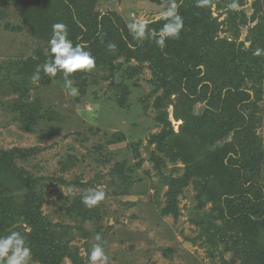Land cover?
I'll use <instances>...</instances> for the list:
<instances>
[{"label":"rangeland","instance_id":"obj_1","mask_svg":"<svg viewBox=\"0 0 264 264\" xmlns=\"http://www.w3.org/2000/svg\"><path fill=\"white\" fill-rule=\"evenodd\" d=\"M75 1L84 21L74 17L82 33L73 42L87 46L96 68L84 78L73 76L79 94L71 97L61 74L50 78L41 71L36 84L29 71L30 61L49 58L52 25L68 26L61 1L0 0V153H9L15 165L9 170L0 165V219L7 216L6 207L14 216L8 227L0 226V236L21 232L39 249L32 250L35 264H43L35 258V251H44L42 234L30 221L34 208L29 199L38 198L39 219L49 225L57 244L72 248V255L50 264H75V255L88 264L96 233L106 242L110 264H248L245 248L220 234L211 244L199 225L222 227L220 215L228 217L225 200H233L239 188L227 178L216 181L220 172L210 169L208 157L232 144L238 159L246 131L254 137L251 149L259 158L252 177L264 194V79L253 112L245 104L256 99V81L245 71L230 80L224 78L226 71L218 72L214 80L197 85V95L187 97L174 88L169 71L156 87L151 67L158 59L146 58L145 49L139 57L131 51L143 43L133 39L126 25L141 16L149 24L162 19L170 1ZM175 2L179 10L185 0ZM235 2L231 10L233 0H212L213 41L226 38L247 49L258 37L264 49V0ZM180 38L189 37L181 32ZM109 44L115 48L109 50ZM193 44L190 40L189 48ZM259 63L264 77V54ZM221 112L237 123L225 134L215 133L217 124L204 118H219ZM236 175L245 178V172ZM98 187L106 199L85 207L82 195ZM82 210H95L98 218ZM257 218L264 222V213ZM244 226L237 221L231 232ZM259 235L264 243V230Z\"/></svg>","mask_w":264,"mask_h":264},{"label":"trees","instance_id":"obj_2","mask_svg":"<svg viewBox=\"0 0 264 264\" xmlns=\"http://www.w3.org/2000/svg\"><path fill=\"white\" fill-rule=\"evenodd\" d=\"M59 1H61L60 3L64 7L62 9L65 11V17L68 18L69 37L74 40L78 34L82 33L80 32L81 30H79L80 33L77 32V24L74 17L79 21H84L83 16L78 13L77 2L75 0ZM149 1L156 4H163L170 0ZM211 2L212 0H208L206 6L197 7L196 0H185L178 10L179 14L183 17L184 29L182 32L187 33L189 37L187 40H183L182 38L167 40L166 47L163 50L157 47L154 41L145 40L143 42V48L131 51L139 57L142 49H145L146 53L144 56L146 58L151 55L154 56V58L157 57L158 65L151 67V77L156 87H159L157 83L162 79L161 76H163L164 71H169L174 75V88H180L184 96H186V93L197 95V85L203 80H214L212 76L216 75L218 72L226 71L224 78L230 80L233 79V76H241L242 78L244 75L241 71H245L248 77L254 78L256 81L254 85L256 86L254 92L256 99L254 102L245 104V108L253 112L254 109H256V102L260 99L259 93L261 94V92H259V87H262L260 83L264 79L259 63L264 51L258 56L254 55V53L257 49H260L259 44L261 43L259 42L263 38H252L251 45L247 49L242 47L243 43L235 44L233 41H229L226 38L213 41V35L211 34L217 27L215 23H212L208 19L210 17L209 9ZM241 15L240 24H244L246 22L245 15ZM165 22L166 21L163 19H160L150 23L149 26L158 30ZM190 40H192V43L194 42L191 48H189ZM91 50L96 52L95 46L91 48ZM45 62H47L45 57H42V60L30 61L29 65L31 64V68H29V71L34 73L37 65H43ZM32 63L38 64L34 67ZM201 66L205 73L200 77L202 73ZM26 69L27 68L24 67V69L20 71L24 73ZM85 74L86 73H76L73 76L84 78ZM205 87L207 88V86ZM220 114H224V112L219 113V118H217L215 114L204 116L207 122L212 121L217 124L215 133L225 134L237 126V123H230L232 119L229 121L225 120ZM252 114L253 113H251V115ZM249 129L250 128H248V130ZM245 134L246 135L242 138L244 141L240 148V159H235L233 157V153L238 154V151L232 144L218 148L219 150H217L213 156L208 157L210 169L213 172H220V175H215L216 181L227 178V181L232 186L239 189L237 190V196L234 197L233 200H225L228 217H223L222 214L220 215L221 218H223L222 227L212 226V228H209L206 227L207 224L204 225L202 223H200L201 225L199 226L200 229L208 235L207 239L211 244L215 241V236L217 234H220L222 238L228 237V239H231L233 245L242 246L247 250L246 259H248V264H264V243L260 242L259 238V233H261V230H264V222H260L259 218H257L264 213V199H262L264 194L263 191L255 185L254 178L252 177L255 174L254 166L258 163L259 158L256 154L252 153L253 150L251 149V145H254L253 135L250 131H246ZM9 158H11L9 153H0V165L6 170L10 169L9 165H11V168L15 166L8 161ZM225 158H227V161L224 164ZM235 162H239V164L236 165ZM241 172H245L243 181L242 179L236 178V174H241ZM12 174L22 179L21 175L15 174L14 169H12ZM246 175H248V177H246ZM39 202H41V200L38 198L35 199V201L29 199V204H31L30 207L34 208V211L30 212V221H33L34 225L40 230L42 234L41 243L44 246L43 253L35 251V258L43 260V264H50L51 259L57 261L58 258L62 257L64 254L72 255V248L68 244L59 245L56 243L53 232L49 229V225L47 223H42L39 219ZM5 210L7 216L3 217V219L1 218L2 220L0 219V226L3 225L8 227L10 220H14V216L10 213L8 207H6ZM0 212L4 213V208L1 206ZM84 213H88L86 216L94 219H97L99 215L95 210L92 213L83 211V214ZM232 216H234V219ZM237 221L242 223V225L244 224L245 228H240L241 232H231L230 227L235 226ZM5 222L7 224H5ZM209 231H212L211 235L208 234ZM226 241L227 240H225V242ZM30 247L32 250H39L32 246ZM72 258L75 264H82L79 256L75 255Z\"/></svg>","mask_w":264,"mask_h":264},{"label":"clouds","instance_id":"obj_3","mask_svg":"<svg viewBox=\"0 0 264 264\" xmlns=\"http://www.w3.org/2000/svg\"><path fill=\"white\" fill-rule=\"evenodd\" d=\"M208 0H196L197 7H204ZM231 10H236L235 0L228 6ZM161 18L166 21L157 30L149 26V22L143 16L128 23L126 26L129 33L137 43L145 40L154 41L156 46L163 50L166 41L179 39L184 29L183 17L177 10L175 0H170L167 9L161 13ZM49 58L43 65H37L31 79L38 84L40 73L50 78L61 74L64 86L68 90V95L76 97L79 90L73 84V75L76 73H90L96 68V59L86 45L75 43L69 37L68 26L64 23L52 25L51 37L48 41ZM109 50L115 48L114 44L108 45ZM264 50L257 49L254 55H260ZM69 193L72 190L69 189ZM107 193L103 188H94L86 191L81 197V203L87 208L98 206L106 199ZM95 243L92 244L88 253V264H110L111 258L105 250V241L100 233L94 236ZM0 264H35L32 249L24 234L19 231H10L7 235L0 236Z\"/></svg>","mask_w":264,"mask_h":264},{"label":"water","instance_id":"obj_4","mask_svg":"<svg viewBox=\"0 0 264 264\" xmlns=\"http://www.w3.org/2000/svg\"><path fill=\"white\" fill-rule=\"evenodd\" d=\"M144 149L147 153L149 152V146H146Z\"/></svg>","mask_w":264,"mask_h":264}]
</instances>
